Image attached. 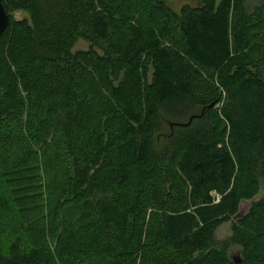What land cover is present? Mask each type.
Wrapping results in <instances>:
<instances>
[{"label": "trees", "instance_id": "16d2710c", "mask_svg": "<svg viewBox=\"0 0 264 264\" xmlns=\"http://www.w3.org/2000/svg\"><path fill=\"white\" fill-rule=\"evenodd\" d=\"M2 1L11 21L0 37V122L18 107L39 136L61 131L70 141L53 208L71 212L64 255L264 264V1L250 11L247 0H200L177 14L171 0H147L151 23L135 19L139 0ZM80 40L87 50L76 49ZM190 107L199 109L193 121L157 150L161 113ZM2 176L0 158V239L11 202ZM227 223L231 236L219 241ZM0 264L58 258L17 238L0 248Z\"/></svg>", "mask_w": 264, "mask_h": 264}, {"label": "rangeland", "instance_id": "374dc122", "mask_svg": "<svg viewBox=\"0 0 264 264\" xmlns=\"http://www.w3.org/2000/svg\"><path fill=\"white\" fill-rule=\"evenodd\" d=\"M200 0H171L168 6L180 14L187 5L196 6ZM264 0H247V8L252 11ZM140 2V3H139ZM138 13L135 19L151 23L154 13L149 1H138ZM16 15V14H15ZM16 17H21L17 14ZM89 43L80 40L77 50H87ZM101 96L108 101L109 97L101 88ZM198 107H190L181 113H161V124L156 135L157 150L168 149L176 129L185 126L193 115L198 113ZM32 121L27 110L14 109L4 122H0V158L2 162L3 179L10 196V209L4 213L1 230L0 248L7 253L11 243L20 238L25 249L33 247L47 248L56 253L58 264H88L80 259L64 255L60 246L69 234L67 220L70 211L64 206L53 210L57 199V186L69 172L71 158L69 155L70 141L60 132L41 134L32 130ZM46 135V136H45ZM264 198V182L261 193L256 200ZM252 202L241 206L245 214ZM156 210H148L151 230L158 226ZM231 236V223L224 224L217 232L219 241H226ZM170 254L171 250L165 249ZM231 258L236 259L238 250L233 248Z\"/></svg>", "mask_w": 264, "mask_h": 264}, {"label": "water", "instance_id": "95a60500", "mask_svg": "<svg viewBox=\"0 0 264 264\" xmlns=\"http://www.w3.org/2000/svg\"><path fill=\"white\" fill-rule=\"evenodd\" d=\"M10 21H11V15H9L7 13V11L5 10V7L3 5V1L0 0V37L7 30L8 26L10 24ZM192 121H193V118H191L190 122H192ZM242 215H244V214L241 213V211H240L237 218H240Z\"/></svg>", "mask_w": 264, "mask_h": 264}]
</instances>
